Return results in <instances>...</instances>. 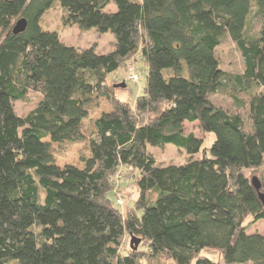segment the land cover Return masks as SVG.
Here are the masks:
<instances>
[{"label": "trees", "instance_id": "trees-1", "mask_svg": "<svg viewBox=\"0 0 264 264\" xmlns=\"http://www.w3.org/2000/svg\"><path fill=\"white\" fill-rule=\"evenodd\" d=\"M56 1L65 25L110 31L114 49H79L43 29ZM112 2L117 10L108 11ZM20 18L27 27L13 33ZM226 35L242 54L241 73L220 66ZM134 54L147 85L133 105L108 78ZM256 85H264V0H0V264H146L160 254L223 264L205 248L225 264H264V235L248 231L264 219L252 183L257 177L264 193V92ZM31 90L42 97L21 116L14 103ZM241 92L250 95L249 131L239 113L211 100L223 93L243 106ZM100 96L111 110L94 121L91 156L83 168L61 167L52 143L84 140L83 121ZM196 121L214 134L208 148L185 133V122ZM170 143L186 150L184 163L156 159L151 146ZM117 175L138 189L126 210ZM126 235L140 246L124 252Z\"/></svg>", "mask_w": 264, "mask_h": 264}, {"label": "rangeland", "instance_id": "rangeland-1", "mask_svg": "<svg viewBox=\"0 0 264 264\" xmlns=\"http://www.w3.org/2000/svg\"><path fill=\"white\" fill-rule=\"evenodd\" d=\"M107 10L115 11L117 10V5L112 2L107 6ZM65 14L66 11L60 5V2L56 1L51 8L43 14L40 24L43 29L58 32L60 40L67 45H73L79 49L95 46L96 51L99 53H106L114 49L115 36L112 32L100 33L96 28L81 29L76 24L65 25ZM216 54L223 70L231 73L243 72L244 60L242 54L229 35H226L223 38L221 44L216 49ZM130 62L133 66L134 73L129 68ZM130 62L123 64L115 73H113V75L108 78V82L112 84L113 93L120 101L130 102L134 105L136 98L142 94L147 85V67L136 54L132 56ZM123 83H125V86H121ZM253 91L264 92V85L254 86ZM41 97L42 95L39 92L33 90L29 91L28 96L24 100L15 101L14 105L17 114L22 116L34 109ZM239 97L240 100L245 102L243 106H239L233 97L223 93L212 94L211 100L215 105L223 107L231 113H239L244 120L246 129L249 131L252 125L248 105L250 95L241 92ZM110 110V101L104 96L98 97L97 105L91 108L89 116L83 121L82 129L85 134V139L77 142L64 141L52 143L53 153L58 165L62 167L70 164L80 168L85 166V160L91 156L90 137L95 132L94 121L104 112ZM184 125L185 133H194L195 136L203 139L206 148L210 147L214 140L213 133L204 132L197 121L185 122ZM151 151L154 153L158 161L166 164H182L188 156L184 148L180 149L171 143L164 147L151 146ZM200 155L201 154L196 155V157H199ZM128 173L132 174L130 170L127 174ZM119 176H115L114 179L120 183L122 177L120 178ZM121 184L122 187L117 188L119 198L122 200V206H119V209L126 210L130 203L137 200L139 193L131 178L123 179ZM248 231L258 232L264 235V219H261L255 225L251 226ZM131 239L132 238L128 235L124 238L122 247L124 252L130 250ZM142 247L145 251L148 250V246L145 245V243ZM203 254L215 261H220L225 264L222 255L217 249L205 248ZM143 260L146 264H177L174 260H171L162 254L153 257H144Z\"/></svg>", "mask_w": 264, "mask_h": 264}, {"label": "water", "instance_id": "water-1", "mask_svg": "<svg viewBox=\"0 0 264 264\" xmlns=\"http://www.w3.org/2000/svg\"><path fill=\"white\" fill-rule=\"evenodd\" d=\"M27 24H28V22H27L26 18H20L15 23V26L13 28V33L17 34V33L23 32L26 29ZM121 86H125V83H123V85H121ZM252 183H253L254 187L258 190V195L264 204V193L260 191L261 183H260L259 179L257 177H253ZM140 242H141L140 238L132 237V239H131V245L133 246L135 244V246H134L135 248H137L139 246Z\"/></svg>", "mask_w": 264, "mask_h": 264}, {"label": "built area", "instance_id": "built-area-1", "mask_svg": "<svg viewBox=\"0 0 264 264\" xmlns=\"http://www.w3.org/2000/svg\"><path fill=\"white\" fill-rule=\"evenodd\" d=\"M118 203H122V200L120 198H118Z\"/></svg>", "mask_w": 264, "mask_h": 264}]
</instances>
